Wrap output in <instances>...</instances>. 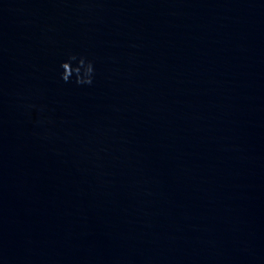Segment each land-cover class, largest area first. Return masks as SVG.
Wrapping results in <instances>:
<instances>
[{
    "label": "water",
    "instance_id": "water-1",
    "mask_svg": "<svg viewBox=\"0 0 264 264\" xmlns=\"http://www.w3.org/2000/svg\"><path fill=\"white\" fill-rule=\"evenodd\" d=\"M0 264H264V0H0Z\"/></svg>",
    "mask_w": 264,
    "mask_h": 264
},
{
    "label": "clouds",
    "instance_id": "clouds-1",
    "mask_svg": "<svg viewBox=\"0 0 264 264\" xmlns=\"http://www.w3.org/2000/svg\"><path fill=\"white\" fill-rule=\"evenodd\" d=\"M73 62H76L75 65V81L74 83L77 86L81 87H90L94 85L97 77V60L94 56H90L87 53H78V52H69L67 59L61 62L60 67L63 69L60 72V79L65 83L73 82L71 80L73 73ZM83 70V71H82ZM27 110L37 108V105L34 103H27L25 105ZM39 110L43 112V106H40ZM45 121L41 119L38 123L43 124Z\"/></svg>",
    "mask_w": 264,
    "mask_h": 264
}]
</instances>
